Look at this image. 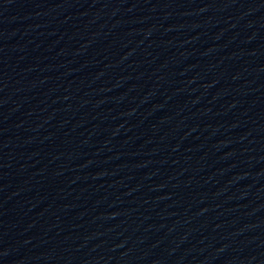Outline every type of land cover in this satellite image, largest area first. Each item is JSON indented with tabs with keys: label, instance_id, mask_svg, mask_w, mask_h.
<instances>
[{
	"label": "water",
	"instance_id": "water-1",
	"mask_svg": "<svg viewBox=\"0 0 264 264\" xmlns=\"http://www.w3.org/2000/svg\"><path fill=\"white\" fill-rule=\"evenodd\" d=\"M0 264H264V0H0Z\"/></svg>",
	"mask_w": 264,
	"mask_h": 264
}]
</instances>
